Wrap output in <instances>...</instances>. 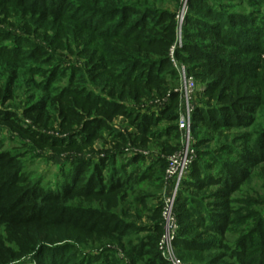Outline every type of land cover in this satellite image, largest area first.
Returning a JSON list of instances; mask_svg holds the SVG:
<instances>
[{
	"label": "trees",
	"instance_id": "16d2710c",
	"mask_svg": "<svg viewBox=\"0 0 264 264\" xmlns=\"http://www.w3.org/2000/svg\"><path fill=\"white\" fill-rule=\"evenodd\" d=\"M116 1L101 8L99 0H0V62L13 63L0 77V104L13 99L18 90L23 61L32 63L26 64L27 73L44 78L32 80L41 93L28 94L23 112L35 128H22L16 111L4 107H0V120L36 143L58 144L82 154L69 168L61 187L51 190L25 170L22 154L6 150L0 140V225L5 233L0 237V264H22L26 257L51 246L59 250L49 259H36V264H90L75 252L66 256L67 249H60L70 247L71 242L85 246L121 242L133 261L166 264L157 250L162 200L150 192L162 189L167 160L159 158L138 169L145 162L140 154L119 162L116 158L125 151L121 146L127 144L135 148L155 144L170 154L178 149L168 143L178 136V125L174 124L178 95L172 86L177 73L169 59L175 30L168 21L165 37L149 34L161 29L146 24L149 17L158 19L156 9L139 2ZM255 5L246 14L212 0H188L183 46L175 55L181 60L197 58L203 66L217 70L220 75L207 83L206 95L217 101L229 98L228 108L196 107L191 128L200 123L213 131L227 132L255 125V114L264 107V66H260L264 59V11ZM15 31L18 34L14 35ZM203 35L219 39V47L214 48L228 54L208 51L213 48L193 40ZM32 37L53 51L59 48L84 57L85 68H61L57 54L36 44ZM43 64L52 66L45 70L40 66ZM77 72L88 74L97 92L88 88L85 79V85L77 87ZM64 77L67 82L61 86ZM167 94V104L158 114H150L148 104ZM117 115L132 129L127 135L111 126ZM56 117L61 133L67 136L40 135L39 128H46ZM162 121L164 128L155 130ZM107 138L113 150L86 157L98 139ZM240 140L246 145L241 152L229 148L228 143L219 152L231 162L209 158L220 164L215 175L200 163L209 153L196 152L188 176L181 182L175 203L179 223L175 247L192 257L189 264H201L204 259L210 264H225V257L230 261L226 264H264V183L263 192L255 191L258 198L242 200L239 196L242 185L251 182L257 170L264 173V126L254 135L240 136ZM200 178L205 184L194 182ZM208 185L219 187L216 201L208 202L213 203L208 204L210 208H203V213L190 205L187 208L184 200L190 196L184 194V186L201 191ZM151 197L161 201L152 212L156 220L152 227L139 225L132 213L147 212ZM255 205L260 210L252 211ZM197 206L201 208L202 203L197 202ZM199 227L211 238L197 234ZM142 232L150 234L140 238ZM102 260L116 264L107 256Z\"/></svg>",
	"mask_w": 264,
	"mask_h": 264
},
{
	"label": "rangeland",
	"instance_id": "374dc122",
	"mask_svg": "<svg viewBox=\"0 0 264 264\" xmlns=\"http://www.w3.org/2000/svg\"><path fill=\"white\" fill-rule=\"evenodd\" d=\"M212 1H215V3L218 5H223L224 8H228L229 6L233 8L234 12L248 14L249 12H251L250 8L254 7L253 4H256L255 6H257L259 10L264 11V0L262 1L253 0V3H252V0H212ZM114 2L116 3L118 1L99 0V6L103 8L105 5L107 4L109 5V3L113 4ZM136 2H139L140 4H144V6H148L150 8L156 9V12H158L156 16L160 14L158 19L149 17V19L147 20L146 24L148 27L149 25H155L156 27L161 28V29L156 28L154 30H151L149 34H155L160 37H165L166 31L168 32L167 28H169L167 27L168 26L167 24H168V21H170V24L171 25L173 24V30H175V35L173 37L174 39H173V42L170 48L175 43H177L179 39L182 40L181 47L183 46V39H184L185 34L183 30V25H179L177 15H179L180 12L182 11L184 0H128V1H125V3L127 4H137ZM164 14H170L172 16H174L175 14L176 16H175V19H173V17H170V15L166 16ZM156 20L157 21L159 20V23H156ZM174 20L176 22L175 27H174ZM13 34L14 35L18 34V31H15V33ZM33 38L36 41L33 40ZM31 39L36 44L45 45L47 51L51 53L54 52V54H57V58L61 60L62 62L61 68H64L66 66H69V67L78 66L81 69L85 68L86 59L84 57L77 56L74 53H70L67 50H63L59 48H57L56 51H53V48L52 49L48 48L47 45L44 44L41 40H38L37 37H32ZM193 40L197 43L204 45V47L208 46V48H213L212 50L207 49L208 51L216 52L218 54L222 53L224 55L228 54L227 51L225 52L223 50L215 49V48H218L220 44L219 39H215V37L203 35V37H198L197 39H193ZM7 44L11 45V42H7ZM73 50L75 51L74 46H73ZM238 59L240 58L238 57ZM176 60L179 64L183 65L186 68L187 74L193 76L194 81L197 84L198 89H197L196 98H195V102L197 105L196 107L207 108V106H217V108H221L222 106H227L228 108L229 98L221 99L217 101L216 97L206 95L207 83L213 80L216 76L220 75L217 70L213 71V70L208 69V67L203 66L204 63L197 58H191L190 60H187V59L181 60L176 57ZM27 63L32 64L31 62L29 63L28 61ZM27 63L26 61L22 62V66L24 69L21 71V76L18 78V81H17L18 90L14 93L13 99H10L4 105L0 104V107L2 108L4 107V108H8L9 110H15L17 113L16 120H18L17 121L18 124H20V126L25 129L33 126L32 125L33 122L30 121L27 117H25V115H23L24 108L26 107V100L30 98L28 94L32 92H35L36 94L41 93L37 88H35V85L32 83V80L42 81L44 79V78H41L40 76L38 77L37 75L27 73V70H28L27 65H26ZM12 64L13 63L11 61H7L5 59H3L0 62V75H1L0 77L6 74L8 66ZM40 66L43 69L47 70L52 65L43 64ZM260 66H264L263 58H261ZM187 69L191 72V74L188 72ZM47 74H48V71H47ZM82 79H85V81H87L88 88H92L94 92H97V88L90 81H88L89 75L86 73L84 74L82 72H77L76 78L74 80V84H76L77 87L84 86L85 84L83 83L84 81L82 82ZM66 82H67V78L64 77L63 79H61V83L59 84L61 86H65ZM172 86H173V91L176 92L178 95V113H179L180 95H179V92L175 91L180 88V76L178 73H177V78L172 81ZM221 86L218 87V89H220ZM168 95L169 94H167L165 98L164 97L156 98L155 99L156 101L150 102L148 104L150 109L149 110L147 109V111H149L150 114L151 113L158 114L161 108H163L167 104ZM234 112H239V111L234 109ZM225 115H227V113H225ZM246 116H250V115L247 114ZM57 117L54 120H52V122H50L46 128L42 127L40 129L38 127L39 134L42 136L59 137V138H63L67 136L66 133L64 132L61 133L60 119H58ZM255 118H257L255 125H252L251 127L249 126L245 128H239V129L231 128L230 131H227V132L213 131L212 129L200 123H197L193 128L190 129V134L192 137V141L194 143L195 151L209 153V157L207 155H204L203 157H201L202 159L200 163L206 166L204 170L209 171L213 175H215V170L217 169V167L220 168V164H218L219 162H227V161L231 162L232 161L231 159H228L226 155H224L223 153H222L223 155L222 154L219 155V152L224 144L228 143L230 146L229 148H233L238 152H241V150L246 147L245 143L240 140V136H243L244 134L254 135L259 131V129H261L264 126V107L263 106L255 114ZM176 123L177 121L174 122V124ZM110 124L113 127L115 132L122 131L126 135L132 130L131 128H129L127 120L123 116H120V115H117L114 118H112V120L110 121ZM160 124L159 126L155 127V130L160 131L161 129L164 128L163 126L166 125V123L163 121ZM32 128H35V127H32ZM177 131H178V136H174V139L171 137L168 143L169 145L175 144L179 148L181 141H182L181 139L182 134L179 131V129ZM0 140L3 142V146L6 150L11 151L13 153L22 154L21 160L24 163L25 170L27 172H30L34 178L39 180L41 183V186H43L46 189H51V190L59 189L61 187L64 179L66 178L68 174L67 172L69 168L71 167L72 164H74L78 155H82V154H77L73 149H69V148L67 149V148H64L63 146H58V144L51 146L50 144H47V143L46 144L36 143L30 137H27V135L22 134L18 129L14 128L11 124L3 120H0ZM112 146L113 145H111L110 141H108V138L106 140L98 139L94 143L93 150L85 153L87 155L86 157L87 158L97 157V154H100L99 152H102L105 150H108V151L113 150L114 148ZM127 149H129V151H127ZM121 150H125V151L121 153L122 155L117 156L116 158L117 162L121 160H129L136 153L140 154L144 158L145 162H143L141 166L136 167L138 169L143 168L146 163L153 164L159 158H164L167 160V157L171 155L169 151L164 153L161 147L155 146V144H151V145L140 147V148H135L132 145L127 144V145L121 146ZM174 152L175 150L172 151V153ZM100 155L103 156V153H101ZM211 156H213L215 160H218L219 162L212 161V160L210 161L209 158ZM263 176H264L263 171H261V169L257 170L251 182L242 185L241 191H240L241 194L239 195L241 196L240 198H242V200H244L245 198H250V197L258 198L255 195V191L263 192L261 189L263 188L262 184L264 183ZM194 182L198 184H205L203 183L204 181L201 178L194 180ZM218 188L219 187L208 185L205 188H203L201 191H196L193 188H187V186H184V190H183L184 194H187L188 196H190L188 200L186 201L184 200V203H186L187 208L191 206L197 209L198 211H201L203 208L205 209L210 208L208 207V204H213V203H208V202L216 201V199H214V196H216V193L218 192ZM150 193L152 194V196L160 195L161 200H162L164 190L162 187L160 191H154L153 189L151 190ZM197 202L202 203L201 208L197 206ZM160 203L161 201H157L155 199H152L151 197L147 201V207H146V209L148 210L147 212H140L136 215L132 213L134 216V221H136L139 225L152 227L154 220H156V218L155 219L153 218L152 212L156 208V206H158V204ZM251 210L257 211V210H260V208L257 205H255L254 207L251 208ZM201 213L203 212L201 211ZM160 217H161V228L163 232V223H162L163 218L162 216ZM177 221H178V218H177ZM195 232L199 234L201 237L208 238V239L211 238V235H209L205 230H203V228L199 227L198 229H196ZM148 233L149 232H142L138 236L140 238L146 237L148 236ZM0 237H5L4 228L1 225H0ZM71 244L75 245V248L71 245L70 247L61 246L60 249L61 248H63V250L67 249L66 256L75 252L78 258H84V259L86 258L87 262H89L90 264H106L104 263V260H102L103 256H107L108 260H113L114 263L116 264H146L142 260L133 261L132 258L126 254V249L121 244V242H107L103 244L92 243L89 246L74 244L72 242ZM157 246H158V242H157ZM58 250H59L58 248H53V246L46 248L43 251L40 250L39 253H35L36 255L33 254V255L26 257L25 260H23L22 264H36V261L38 259H41V258L42 260L43 258L49 259ZM108 250H111V251H108ZM217 252L218 251H216V253ZM176 256L183 264H189L188 260H192V257H190L189 259L187 255H182L181 253H179L177 249H176ZM206 260L207 259H204V262H202L203 260H200L201 264H206L207 263ZM222 262L226 264V262L229 263L230 261L228 260L227 257H225L223 258ZM166 264H169V262H166ZM207 264H210V263H207Z\"/></svg>",
	"mask_w": 264,
	"mask_h": 264
},
{
	"label": "built area",
	"instance_id": "2783aa9c",
	"mask_svg": "<svg viewBox=\"0 0 264 264\" xmlns=\"http://www.w3.org/2000/svg\"><path fill=\"white\" fill-rule=\"evenodd\" d=\"M187 2L188 0H184L182 11L177 15L179 25H183L184 23ZM181 45L182 40L179 39L170 48L169 59L171 65L180 76V88L175 91L179 92L180 95V111L178 113L177 125L182 134V141L179 148L167 157L161 208L163 232L157 246L161 258L169 262V264H183L176 256L175 240L179 230V223L175 214V203L181 182L187 176L189 168L196 158V151L190 129L192 125V114L197 106L195 98L198 88L193 76L187 74L186 68L176 60L175 51Z\"/></svg>",
	"mask_w": 264,
	"mask_h": 264
}]
</instances>
